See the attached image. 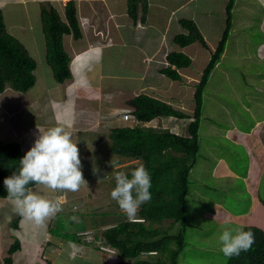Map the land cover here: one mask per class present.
Here are the masks:
<instances>
[{
	"label": "rangeland",
	"instance_id": "obj_1",
	"mask_svg": "<svg viewBox=\"0 0 264 264\" xmlns=\"http://www.w3.org/2000/svg\"><path fill=\"white\" fill-rule=\"evenodd\" d=\"M5 1L8 27L11 28L23 22L26 29H28L31 23H37V27L41 30L42 61L45 62L48 68L45 60L46 45L40 12L42 6L56 1L41 0L30 3L29 7H31L33 13L32 16L29 15L30 18L27 17L25 12L22 11V6L19 5L22 4L20 2L26 0ZM239 1L233 13L234 30L231 31L227 42L226 55L214 68L204 91V105L199 129L200 149L197 163L193 169L198 184H192L190 188L187 202L188 245L180 255V264H226L228 257H225L220 251L221 245L219 242V236L223 230L225 228H243L246 226V222H249V224L264 223L263 205L257 208L255 199L248 189L247 179L249 178L248 173L253 169L252 159L249 150L245 147L246 145L237 139L239 129L249 132L247 130L254 126L256 120L264 117V60L256 52V50L258 51V44L264 39V31L259 29L264 19V5L256 0L252 3L250 0ZM35 5L39 8L36 9ZM56 5L60 6L61 11L63 10L60 3H56ZM249 6H253V9H250ZM33 10L36 11L33 12ZM214 15L216 17L222 16V11L217 10ZM247 16L252 17L254 21L246 23ZM245 25H247L246 29L244 28ZM261 30L263 29L261 28ZM12 33L19 37L30 49L31 45L24 35L13 30ZM27 37H30V35H27ZM193 47H195L194 44L190 48ZM188 51L190 52L189 48ZM203 53L204 55H210L211 52L204 50ZM114 57L115 55L112 59ZM36 58L40 62V55L36 54ZM195 66L198 65L195 64ZM121 74L124 73L121 72ZM121 77H123L120 81L122 85H131L137 82L135 79H129L123 75ZM49 79H51V75ZM50 81L52 82L53 79ZM126 81L128 83H124ZM194 84L190 86V97L187 95L182 99V103H174L191 113L195 109L193 101ZM41 85L43 84L38 87H41ZM8 97L11 101L4 105V101ZM23 99L22 93H16L10 89L0 93V116L3 117V114L8 116L3 117V119L0 118V136L6 140L20 141L25 132L27 135L31 134L33 141H35L38 128L43 129L47 127V123H50L47 120L48 117L43 114L45 110L53 111L55 109L54 104L51 103V98L42 99L41 102H38L36 97L31 100ZM44 104H47V106L44 107ZM34 106L36 110L33 108ZM112 116H114L113 112L109 115H103L105 118L104 123L112 121L110 127H114L115 124L114 119L110 118ZM190 119L157 118L149 124L167 126L174 131L183 132V127L189 125ZM173 122L176 126H172ZM102 123L96 125V128L100 126V129L96 131L95 135L82 136L85 141L82 140L83 146L78 147L83 165L82 172L88 182V187H82L77 192H60V195L65 194V196H68L67 200L61 202L63 210L57 213L55 217L48 219L44 224L59 228L63 225L62 232L76 231L81 236L80 242H71V240L59 235L60 243L57 244L60 245L56 244L57 249L54 256H50L49 252L52 247L41 250L43 252L41 255L39 251L35 254L21 251L13 255V264H33L36 259L48 260L49 262L58 259L59 253L60 264L72 263L71 259L75 264H86V261L94 264H118L122 260L115 249L110 253L103 250L101 246L105 244L102 241L104 228L94 227L90 221L93 218H100L102 222H113L114 220V222H117L116 220L119 219L121 214L125 218L127 217L110 194L116 185L115 174L121 170L128 172L133 167L132 164L139 163L141 160L131 161L112 152L110 128L105 129V125ZM263 129L264 123H261L255 127V133H262ZM22 141L26 148L25 143L27 144V142L24 139ZM98 142L100 144L95 145ZM28 150L26 148V151ZM94 166L100 169L98 175H93ZM261 169H263V166H260L256 171V180L259 179ZM194 177L191 180L195 181ZM33 187L38 188L44 195L57 199L59 192H53L42 186L34 185ZM261 193L264 198V178ZM2 202L5 204L0 208L1 232L5 231V227H7V222L3 219L7 216V213H9L7 221L10 220V224H12V220L20 216L13 211V205L9 200H3L0 197V203ZM214 203L218 204L219 209L226 208L231 213L226 211L227 213L224 212L222 216L219 215L220 213L213 216L216 209ZM253 210L255 211L254 216L251 215ZM74 216L78 217V220H73L72 217ZM220 218L224 220L221 225H219ZM230 220L234 221L231 222ZM171 222L172 220H165L162 225L169 226ZM49 235L52 236L53 233L50 232ZM8 246L9 242L1 246V259L7 255ZM81 259L86 261L81 262ZM136 261L134 260L131 263L137 264Z\"/></svg>",
	"mask_w": 264,
	"mask_h": 264
},
{
	"label": "crops",
	"instance_id": "obj_2",
	"mask_svg": "<svg viewBox=\"0 0 264 264\" xmlns=\"http://www.w3.org/2000/svg\"><path fill=\"white\" fill-rule=\"evenodd\" d=\"M38 1L41 0L20 2L22 4L19 5L22 6V11L25 12L28 18L33 14L29 4ZM55 1L60 3L64 10V5L69 0ZM76 1L80 17L89 20L90 24L83 37L79 39H75L72 35L66 37V48L72 57L73 77L62 84L56 82L51 68L48 64L47 68L45 62L42 61L41 30L37 27V23H31L29 28L26 29L25 24L22 22L12 26L10 30L24 35L31 45L30 49L32 50L29 49L31 54L35 57L36 54L40 55V62H38L35 71L37 80L35 86L27 92L16 91L11 87L5 91L10 89L16 93H22L24 99L29 100L36 97L38 102L51 98V103L54 104L55 109L44 111L43 115L48 117L47 120L50 123H47V127L43 126L44 128L41 130L57 125L65 126L79 140L77 147H82V140L85 141L82 136L95 135L96 131L100 129V126L96 128L99 123L103 122L105 129L110 128L111 130L110 123L112 121L104 123V114L114 113V116L110 117L114 119V125L123 126L128 124L122 119L120 112L123 109L132 108L128 105V101L140 93H148L172 103H182L185 96H191L190 86L195 83L194 89L196 91V85L201 79L200 75L210 61L211 49H216L224 33L229 0H149V12L146 21L141 20V13L139 19L134 21L128 12V0ZM250 1L252 3L255 0ZM256 1H260L264 5V0ZM8 2L12 1L9 0ZM239 2V0L235 1L237 6ZM0 5L5 11L6 1L0 0ZM35 7L36 9L39 8L37 5ZM249 8L253 9V6H249ZM217 10L222 11V16L216 17L214 15ZM35 11L33 10V12ZM182 18L196 22L210 48L205 47L200 41H195L185 47L175 42L174 37L178 33H188V30L180 24ZM261 25L260 27L264 31V19ZM27 35H30V37H27ZM193 44L195 47L190 48ZM175 50H183L193 58L190 67L180 69L181 80L171 78L169 80L163 72V69L167 67L168 53ZM204 50L211 52L210 55H204ZM256 52L264 60V40L258 44V51L256 50ZM114 55L115 57L112 59ZM195 64L198 66H195ZM121 72L124 74H121ZM50 75L53 79L52 82L49 79ZM121 75L129 79H135L137 82L131 85H122L120 84L123 78ZM40 84L43 85L38 87ZM186 84H188L187 87H185ZM10 101L8 97L4 101V105ZM43 106L45 107L47 104ZM33 108L36 110L35 106ZM3 117L7 116L4 114ZM173 123L172 126H176L175 122ZM261 123H264V117L256 120L254 126L247 130L249 132L239 129L237 134V139L246 145L245 147L249 150L252 159L253 169L248 173L247 182L257 208L264 204L261 193L264 178V129L262 133H255V127ZM182 130L184 131L176 132L189 135L188 125L183 127ZM21 139L27 142V144L25 143L27 149H30L34 144L31 134L27 135L24 132ZM21 139L20 142L25 155L27 151ZM97 144H100V142L95 143V145ZM260 166H263V169H261L259 179L256 180V171ZM67 198L68 196H65V194L60 195V192L58 193L57 199L60 202H64ZM4 202L0 203V208L4 206ZM214 206H216V209L213 216L216 213H220L219 215L222 216L224 212L227 213L226 211H228L224 207H222L223 210L219 209L217 203H214ZM251 215H255L254 210ZM3 219L7 222V227L3 232L0 229V248L6 242H9L7 249L10 248L11 243L17 236L21 239V248H23L21 251L24 253L35 254L39 251L41 255L43 253L41 250L52 247L49 252L50 256H54L57 245H60L57 244L60 243V237L55 234L49 235L50 224L38 227L23 218L19 227L13 228L10 226V220L7 221L9 213ZM219 220V225H221L224 220L221 218ZM248 224L249 222H246L245 225ZM251 225H258L264 229V223ZM71 261L72 263L66 262V264H75L73 259ZM84 261L86 260L81 259V262ZM37 262L38 264H60V253L56 260L48 262V260L36 259L33 264ZM86 264L94 263L86 261Z\"/></svg>",
	"mask_w": 264,
	"mask_h": 264
},
{
	"label": "trees",
	"instance_id": "obj_3",
	"mask_svg": "<svg viewBox=\"0 0 264 264\" xmlns=\"http://www.w3.org/2000/svg\"><path fill=\"white\" fill-rule=\"evenodd\" d=\"M235 1H228L224 33L216 49H211L210 61L203 70L200 82L196 85L193 113L172 102L148 93H140L128 101L135 115V121L132 123L126 121L128 123L126 125L111 127V151L131 161L141 160L132 164L133 167L128 173L130 174L132 169L143 163L150 172L152 184L151 200L141 205L134 222L129 221L123 214H119L117 222H114L115 220L102 222L100 218H93L90 221L92 226L104 228L102 241L104 245L110 246L120 254L122 260L118 264H132L134 260H137V264H180V255L188 245L187 202L190 188L192 184H198L193 169L200 149L199 129L204 91L214 68L226 55L227 42L231 31L234 30L233 13L237 6ZM56 3L50 2L42 6L40 20L46 45V63L51 68L56 82L62 84L73 77L72 57L66 48V37L72 35L75 39H79L84 33L77 1L69 0L62 11ZM149 3V0H128V12L134 21L139 19L140 13L141 20L146 21ZM252 19L247 16L246 23L254 21ZM180 22L188 33H178L174 37L177 44L185 47L200 41L205 47L210 48L194 20L182 18ZM259 29L262 31L261 27ZM167 58L171 65L165 67L163 72L174 80H181L180 69L190 67L193 63V58L183 50L172 51L168 53ZM37 66V58L8 27L4 8L0 5V92H4L9 87L20 92L32 89L37 80L35 74ZM167 117L191 118L188 125L189 135L178 133L167 126L149 124L154 119ZM23 156L24 151L20 141L6 140L0 136V197L3 200H8L3 181L13 172L19 171V161ZM192 175L196 182L191 180ZM33 186L29 185V187ZM262 199L264 203L263 196ZM19 220L20 217L12 221L17 228ZM165 220H172L171 225H162ZM62 228L63 225L60 228L50 227L49 230L71 242H80V234L76 231L62 232ZM243 230L253 232L255 241L248 251H242L238 256L228 258L226 264H264V229L249 224L244 226ZM20 248L21 242L18 240L11 245L10 256L4 258L6 264H13L11 254ZM2 262L0 258V264Z\"/></svg>",
	"mask_w": 264,
	"mask_h": 264
},
{
	"label": "clouds",
	"instance_id": "obj_4",
	"mask_svg": "<svg viewBox=\"0 0 264 264\" xmlns=\"http://www.w3.org/2000/svg\"><path fill=\"white\" fill-rule=\"evenodd\" d=\"M79 18L84 33L90 21L80 15ZM166 64L167 67L171 65L169 61ZM78 143L79 140L74 138L73 132L65 126L57 125L45 130L38 128V135L33 146L19 161V171L13 172L3 181L7 189V199L13 205V211L20 215L17 217L18 219L20 217L19 224L24 218L42 227L48 219L55 217L63 210L60 200L50 198L38 188L29 187V185L42 186L53 192H77L82 187H88L82 172L83 165ZM99 173L100 169L94 166L93 175ZM115 181L116 185L111 191V198L117 202L129 221L134 222L141 205L151 200L150 172L143 163H140L131 170L130 174L123 170L118 171L115 174ZM72 219L78 220V217L74 216ZM14 224L10 226L17 228ZM17 240L21 242V239L16 236L11 245ZM254 241V233L250 230L225 228L219 236L220 251L228 258L238 256L242 251H248ZM101 247L109 253L114 250L108 245ZM9 249L5 257L10 256ZM22 249L11 254L12 257ZM4 258L2 263L6 264Z\"/></svg>",
	"mask_w": 264,
	"mask_h": 264
},
{
	"label": "built area",
	"instance_id": "obj_5",
	"mask_svg": "<svg viewBox=\"0 0 264 264\" xmlns=\"http://www.w3.org/2000/svg\"><path fill=\"white\" fill-rule=\"evenodd\" d=\"M121 117L125 121H130L131 123L135 121V115L133 114V110L130 109H123L121 112Z\"/></svg>",
	"mask_w": 264,
	"mask_h": 264
},
{
	"label": "bare ground",
	"instance_id": "obj_6",
	"mask_svg": "<svg viewBox=\"0 0 264 264\" xmlns=\"http://www.w3.org/2000/svg\"><path fill=\"white\" fill-rule=\"evenodd\" d=\"M0 105H1V104H0ZM17 105H18V102H17ZM19 107H20V106H19ZM13 108H14V107H13ZM3 115H4V114H3ZM7 117H8V116H7ZM0 118L3 119V118H2V115H1ZM4 120H5V119H4ZM12 120H13V119H12ZM7 122H8V121H7ZM14 122H15V121H14ZM8 124H9V123H8Z\"/></svg>",
	"mask_w": 264,
	"mask_h": 264
}]
</instances>
